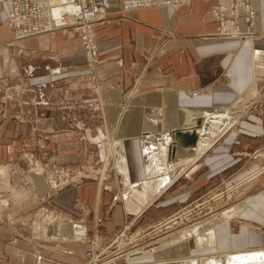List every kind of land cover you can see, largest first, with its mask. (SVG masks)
<instances>
[{"label": "crops", "instance_id": "0c3cea01", "mask_svg": "<svg viewBox=\"0 0 264 264\" xmlns=\"http://www.w3.org/2000/svg\"><path fill=\"white\" fill-rule=\"evenodd\" d=\"M215 3L216 0H190L177 8L159 6L127 12L113 4L104 21L95 26L99 55L95 78L81 74L85 71V58L76 34L55 31L17 39L6 21L9 8L0 3V78L21 76L31 81L24 87L0 83V126L10 125L0 130V161L10 162L11 166L9 179L7 176L6 181H0V264H84L88 236L93 231L112 234L126 221L132 224L140 220L159 197L152 199L155 191H164L196 168H214V173L219 174L236 165L241 158L227 164L225 143H238L239 135L249 138V151L263 144L259 111L256 113L252 109L259 97L257 84L260 83L259 88L264 84V0L261 2L262 15L259 17L257 13L256 16V34L262 35L244 39L216 34L211 15ZM83 85L91 87L85 90L86 94ZM95 85H99V100L91 102L103 109L106 135H109V126L111 135L115 130L119 135L112 143L114 149L111 148L110 155L108 153L110 157L113 150L118 151V169L126 170L128 159L129 162L133 160L134 165L139 164L141 145L144 147L151 137L162 141L168 168H181L177 175H171L172 182L165 170H161L162 175L152 176L142 191L132 185L123 196L127 207L124 201L123 206L109 205L113 199L109 188L96 182L69 186L47 198L44 178L30 174L24 164L15 163V150L9 145L19 136H25L27 128L24 127L29 122L39 126L55 122L54 112L49 111L46 101L49 88L67 100L71 96V101L65 102L74 105L89 103ZM32 94H37L36 100ZM84 95L87 101L81 100ZM91 102L89 104L94 106ZM123 108L127 110L121 114ZM197 120L201 126L196 129V147H178V158L168 160L174 159L168 156L173 140L171 132L177 128H196ZM100 131L95 141L106 136ZM221 131L224 133L208 147L209 150L200 153L202 146L209 144ZM140 132L138 140L125 138ZM211 150H214L213 155L209 154ZM147 159L146 163L151 161ZM263 165L259 160L249 159L242 167L231 168L230 178L240 180L244 177V184L250 176L263 170L260 169ZM259 176L263 177L264 187V171ZM30 195L36 197L31 199ZM38 204L63 211L68 221L60 225L64 227L73 222L77 226L72 227L80 230L81 238L71 235V226L63 234L54 229L47 233L38 226L31 230L29 210L31 205ZM244 205L224 215L222 231L228 230L231 219V234L240 233L236 236L238 246L249 244L251 238L250 246L258 249L226 253L224 264H264V188L252 195L249 210L245 208L246 212L240 215L238 211L242 212ZM238 220L239 232L233 233L232 225ZM252 222L258 223L263 230L254 229ZM246 224L249 232L240 231ZM204 226L183 233L175 243L167 241L147 250L131 263L216 264L220 258L201 256L197 259L187 247V239ZM188 246L195 250L193 238L189 239ZM222 249L221 246L211 252Z\"/></svg>", "mask_w": 264, "mask_h": 264}, {"label": "rangeland", "instance_id": "374dc122", "mask_svg": "<svg viewBox=\"0 0 264 264\" xmlns=\"http://www.w3.org/2000/svg\"><path fill=\"white\" fill-rule=\"evenodd\" d=\"M261 2L262 0H252V4L256 10L255 13L256 15L258 13L259 17L262 15ZM240 26L241 31L245 32L247 29L246 24L241 22ZM250 30L254 33L250 37H258L262 35L256 34V20ZM251 31H249V33ZM216 32H218L217 24ZM73 33L74 32H72V34ZM216 34L219 35V33ZM224 37L239 38L238 36ZM83 53L85 58L84 49ZM96 66H94L92 71H89L86 68L85 63V73L83 72L81 74H86L95 78ZM11 78H14V80ZM11 78H0V83L5 85H16L17 87H24L31 83V81L29 83L26 77L16 76ZM259 85L260 83L257 84L259 97L257 99L256 106L252 110H255L256 113L259 111L258 115L260 116L262 122L264 137V84L261 88H259ZM89 88L83 85V93L85 92L84 94H86L85 90ZM92 88L93 90H91L94 95L92 94V96L89 97H92L90 102L95 100L97 102V100H99V85H95ZM78 91L80 92V90ZM48 92L50 93H47L46 96V101L48 102L47 106L50 108L49 111L51 113L54 112V116L56 117L55 122L53 124H48L47 126H39L36 123L29 122L28 125L24 127L27 128L25 136H19L18 140L16 139L9 144L15 150L13 155L15 163L24 164V168H27L30 174L41 175L44 178L47 185V198H52L56 193L69 186H76L84 182H96L103 188H109L108 190L113 196L109 205L123 206V196L129 191L132 185H134L137 191H142L143 185L146 184L147 180L151 179L152 176H158V174L160 176L162 175L161 170H165L166 175L170 178V182H172V177L177 175L181 170V168L177 167L168 168L165 149L162 148L163 145L161 144L162 141H157L151 137L148 140L146 139L147 143L144 147L141 145V152L139 150V153H142L140 163L134 165L132 164L133 160L129 162L128 159V168H124L126 170L123 169L124 171H121L117 168L118 151L113 150L111 156L108 157V153L111 152L112 143H114L113 141H115L116 137H119V135L116 133V130L114 131V134L111 135L112 129H110V126L108 131L109 135H106L107 131L103 125V109L97 108L92 102L91 104L94 106H91L89 104L90 102L78 103L74 105L67 104L65 101H71L70 95L69 100H67L58 94L55 95L50 88ZM32 95L36 100L38 97L37 94ZM74 96L75 95L72 94V99ZM81 100H86L85 95L81 98ZM57 101L62 102L63 105L61 103L57 105L55 103ZM78 101H80L79 98ZM126 110V108H123L120 111L121 114ZM212 112L221 113L219 111ZM159 116H161V114H159ZM9 127L10 125L4 126L1 124L0 130H6ZM98 130H101L100 132H103L106 136H104L102 140L95 141L99 135ZM145 131L146 130L142 132ZM142 132H140L137 136L129 135L125 136V138L138 140ZM223 133L224 131H221L214 139H212V141L209 142V144L202 146L200 153L208 151L210 145L212 146ZM237 141L239 142L233 143V145L229 144L230 142L225 143V148L227 150L226 154L228 156L227 164H230L232 160H236L235 158H241L236 165L224 169L223 172L219 173L220 175L214 173V168H196L189 175H186L174 182L171 187L167 186L168 188L170 187L169 189L167 188L164 191L162 189L160 192L155 191L152 199L158 197V195L159 197L145 211L143 214V216H145L140 220L135 221L132 224H130V220H128L122 226H119V229L117 228V230L112 234L106 235L101 232L93 231L88 236L89 239L87 241L89 243V247L87 250H91L95 247L94 254L97 255L100 253L97 264L102 262H108V264H133L131 262H133L136 258L141 257L147 250L158 248L167 241L175 243L179 237L183 235V233L201 228L204 225V228L200 232L195 235H191L187 239V247L190 251H193L192 256L194 258L200 259L201 256H216L217 259H221V261L216 262V264H224L223 257L226 253H238L242 251H252L254 248L258 249L257 247L250 246V237L249 244L245 245L246 247L238 246L239 242L236 243V239L238 238H236V236L240 233L238 235L231 234L229 229L231 219H229L228 222V230L226 232L222 231L223 224L225 223L224 215L240 208L242 203L245 204L242 206L244 207V210H242V212H238L240 215L244 214L246 212L245 208H248L249 210V199L252 198V195L264 188L261 184L263 175L259 176V174L264 171V165L260 168L263 170L259 169L260 171L250 176L244 184L242 180L244 177L240 180H238V178L237 180L230 178V169L234 167H242L246 162H249V159L259 160L264 163V142L260 146H255L249 151L248 137L244 138L239 135ZM136 142L137 141H135V143ZM213 153L214 150L209 152L210 155H213ZM217 153L220 152L217 151ZM107 157L108 160H106ZM147 157L149 160L151 159L150 162H147L148 164L146 163ZM8 163L10 162L0 161V181L7 180V176L9 175L8 168H11ZM140 174H143V176L141 177ZM51 176L57 182H62L63 185L50 190V184L53 180L50 179ZM147 184H149V181ZM33 197L36 196L30 195L31 199ZM33 201L36 202L34 199ZM238 202L240 203L236 204ZM125 205L127 207L126 202ZM29 213L30 218L28 220V224L31 230H35L38 226L40 229H46L47 233L50 229H54L55 231L61 230L63 234V231L71 226V228H73V231L71 230V235H73V237L81 238L82 236V233L78 232L80 230L72 227V225H76H74L73 222L66 226L63 225L64 227H62L60 224H64L68 221L65 213L57 208L49 206L48 204H38L35 206L31 205ZM178 215H180V217L176 219L177 224L174 225L175 228L172 234L165 235L160 230L150 232L154 225L165 219L168 220L172 216L176 217ZM54 216L58 217L56 221L53 220ZM5 217L6 215L4 218ZM190 217L195 219L192 223H189ZM237 222L240 221H234L235 224L232 225L233 233L239 232V223ZM129 224L130 226L125 229V227ZM251 226L257 230H263L256 222H252ZM241 229L246 230L245 232H249V226L247 224L241 226L240 231ZM221 231L223 233L218 235ZM206 236H208L207 239H204L203 237ZM198 237H200V242H197ZM190 238L194 239L196 245L195 250H191L188 246ZM190 245L191 248L194 247L192 241H190ZM253 245L256 246L257 244L254 243ZM221 246L223 247L222 250H214V253L211 252L214 248L219 249ZM140 247H144L145 251L132 256L130 255V257L128 256L129 258L127 257V259H124L126 252ZM88 261L89 260L85 258L84 264ZM137 264L142 263L140 262Z\"/></svg>", "mask_w": 264, "mask_h": 264}, {"label": "built area", "instance_id": "2783aa9c", "mask_svg": "<svg viewBox=\"0 0 264 264\" xmlns=\"http://www.w3.org/2000/svg\"><path fill=\"white\" fill-rule=\"evenodd\" d=\"M9 6L7 24L14 31L17 39L55 31H72L80 39L85 52L86 68L92 71L98 62L95 26L101 24L109 8L117 4L121 11L169 6L173 8L188 4L190 0H5ZM59 10L58 19L50 15ZM219 34L223 36H244L253 33L250 29L256 20V10L252 0H216L211 10ZM241 22L246 24L245 32L241 31ZM249 31H251L249 33ZM68 183V182H67ZM154 229V226L152 227ZM95 247L84 253L92 264L98 262L94 254Z\"/></svg>", "mask_w": 264, "mask_h": 264}, {"label": "bare ground", "instance_id": "6f19581e", "mask_svg": "<svg viewBox=\"0 0 264 264\" xmlns=\"http://www.w3.org/2000/svg\"><path fill=\"white\" fill-rule=\"evenodd\" d=\"M0 3H5L7 6H8V4L5 2V0H0ZM8 8H9V6H8ZM50 15H53L54 16V18H56V19H58V17H59V15H60V12H59V10H53L52 12H51V14ZM257 16V15H256ZM7 21V20H6ZM254 33H250V35H248L249 37L250 36H252ZM221 35H223V34H221ZM244 37H247V36H244ZM196 126H198L197 125V122H196ZM201 125H199L198 127H196L195 129H197V128H199ZM197 131V130H196ZM198 133V132H197ZM197 142H198V140H197ZM196 145H197V143H196ZM196 145L195 146H193V147H196ZM193 147H190V148H193ZM181 148V147H180ZM184 149H188V148H184ZM171 150V149H170ZM177 148H176V150H175V155H174V159H171V158H169L168 160H176L178 157H177ZM169 157L171 156V152H169V155H168ZM65 175H66V173H65ZM50 179H53L52 181H51V184H50V190L51 189H56V188H58V187H60L61 185H63V183L62 182H57L52 176L50 177ZM61 181V180H60ZM64 182V181H63ZM184 214V213H183ZM185 216V215H184ZM180 217V215H178V216H176V217H174V216H172L171 218H169L168 220H163L162 222H159L158 224H156V225H154V229H152L150 232H152V231H154V230H160V231H162V233L163 234H165V235H169V234H172V232L174 231V228H175V224H177V218H179ZM56 219H58V217H53V220L54 221H56ZM180 220H181V218H180ZM182 220H183V217H182ZM181 220V221H182ZM195 219L194 218H192V217H190V221H189V223H192V221H194ZM181 223H183V222H181ZM130 226V224L129 225H127L126 227H125V229L126 228H128ZM162 228H165V229H162ZM142 251H145V249H144V247H140V248H136V249H133V250H130V251H128V252H126V256H125V258L124 259H127V257L129 256L130 257V255L132 256V255H134V254H138V253H141ZM128 257V258H129ZM92 264H97V261H96V259H93V262H92ZM100 264H108V262H102V263H100Z\"/></svg>", "mask_w": 264, "mask_h": 264}, {"label": "water", "instance_id": "95a60500", "mask_svg": "<svg viewBox=\"0 0 264 264\" xmlns=\"http://www.w3.org/2000/svg\"><path fill=\"white\" fill-rule=\"evenodd\" d=\"M197 125H200V121L197 120ZM172 142L170 146L171 155L174 158L175 150L178 147L190 148L196 145L198 140V133L195 128L181 129L177 128L171 132Z\"/></svg>", "mask_w": 264, "mask_h": 264}]
</instances>
